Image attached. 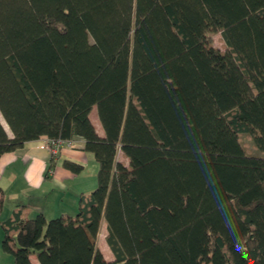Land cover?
<instances>
[{
    "label": "trees",
    "instance_id": "1",
    "mask_svg": "<svg viewBox=\"0 0 264 264\" xmlns=\"http://www.w3.org/2000/svg\"><path fill=\"white\" fill-rule=\"evenodd\" d=\"M0 116V155L98 164L74 215L0 220L13 264H109L102 218L111 264H264V0H0Z\"/></svg>",
    "mask_w": 264,
    "mask_h": 264
},
{
    "label": "crops",
    "instance_id": "2",
    "mask_svg": "<svg viewBox=\"0 0 264 264\" xmlns=\"http://www.w3.org/2000/svg\"><path fill=\"white\" fill-rule=\"evenodd\" d=\"M94 108L89 117L97 134L102 136L103 128L93 117ZM46 145L47 139L41 137L0 155L1 221L8 219L18 207H23L28 217L38 213L46 219L62 214L74 215L79 196L90 193L96 187L98 164L94 156L84 150L82 138L73 139L69 145L63 144L55 153ZM64 161L78 165L79 170L65 167ZM107 233V224L102 218L95 243L104 259L111 264L114 255L106 241ZM2 238L3 230L0 227L1 260L5 255H10L1 248ZM29 258L32 264H40L35 254Z\"/></svg>",
    "mask_w": 264,
    "mask_h": 264
},
{
    "label": "rangeland",
    "instance_id": "3",
    "mask_svg": "<svg viewBox=\"0 0 264 264\" xmlns=\"http://www.w3.org/2000/svg\"><path fill=\"white\" fill-rule=\"evenodd\" d=\"M223 41L221 40V35H220V32H217V33H214L212 35V45L213 46H216L217 48H219L220 50H224L225 47L223 45ZM4 68H5V71L9 77V79L11 80L12 84L14 85L15 89L17 90V87H16V84H15V81L13 80L11 74L9 73L8 69L6 68V66L3 64ZM93 117L97 119V121L99 122L100 124V121L98 119V116H97V113H96V109L94 108L93 109ZM0 121L3 123L4 127L6 128V130L9 132L6 124L4 123L3 119L1 118L0 116ZM241 144L243 145V147L245 149H247V151L253 155H264L262 154L261 152H259L257 149H255L253 147V140L251 139V137H249L247 134H242L241 135ZM66 145H69V143H65ZM116 159L117 160H123V158L121 157V151L118 150L117 153H116ZM91 191V190H90ZM7 260V261H6ZM12 261H13V258L11 255H5V258H3L1 260L0 258V264H12Z\"/></svg>",
    "mask_w": 264,
    "mask_h": 264
},
{
    "label": "built area",
    "instance_id": "4",
    "mask_svg": "<svg viewBox=\"0 0 264 264\" xmlns=\"http://www.w3.org/2000/svg\"><path fill=\"white\" fill-rule=\"evenodd\" d=\"M60 144L63 145V143H62L61 141H58V142H57V145L52 147V146L49 144V141L47 140V145H46V146H47V148H49L53 153H55V152L59 149Z\"/></svg>",
    "mask_w": 264,
    "mask_h": 264
}]
</instances>
